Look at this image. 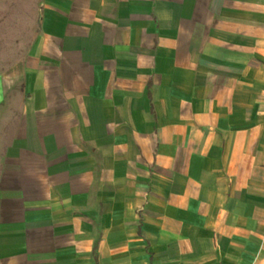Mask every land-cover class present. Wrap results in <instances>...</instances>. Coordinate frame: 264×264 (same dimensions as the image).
I'll use <instances>...</instances> for the list:
<instances>
[{
	"label": "crops",
	"instance_id": "1",
	"mask_svg": "<svg viewBox=\"0 0 264 264\" xmlns=\"http://www.w3.org/2000/svg\"><path fill=\"white\" fill-rule=\"evenodd\" d=\"M37 19L0 55V264H264V0Z\"/></svg>",
	"mask_w": 264,
	"mask_h": 264
},
{
	"label": "rangeland",
	"instance_id": "2",
	"mask_svg": "<svg viewBox=\"0 0 264 264\" xmlns=\"http://www.w3.org/2000/svg\"><path fill=\"white\" fill-rule=\"evenodd\" d=\"M39 1L0 0V34L9 35L11 39L10 42L7 39L0 40V55L10 53L9 50L12 54L18 51L20 45L18 41H14V37H26V44H29V40L38 29L37 8ZM20 23H23L24 26Z\"/></svg>",
	"mask_w": 264,
	"mask_h": 264
}]
</instances>
